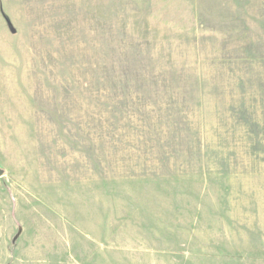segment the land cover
<instances>
[{
    "label": "rangeland",
    "instance_id": "374dc122",
    "mask_svg": "<svg viewBox=\"0 0 264 264\" xmlns=\"http://www.w3.org/2000/svg\"><path fill=\"white\" fill-rule=\"evenodd\" d=\"M0 264H264V0H0Z\"/></svg>",
    "mask_w": 264,
    "mask_h": 264
},
{
    "label": "water",
    "instance_id": "95a60500",
    "mask_svg": "<svg viewBox=\"0 0 264 264\" xmlns=\"http://www.w3.org/2000/svg\"><path fill=\"white\" fill-rule=\"evenodd\" d=\"M2 171L0 170V175H1Z\"/></svg>",
    "mask_w": 264,
    "mask_h": 264
}]
</instances>
